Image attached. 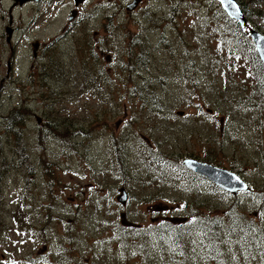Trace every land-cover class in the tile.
<instances>
[{
    "label": "rangeland",
    "instance_id": "rangeland-1",
    "mask_svg": "<svg viewBox=\"0 0 264 264\" xmlns=\"http://www.w3.org/2000/svg\"><path fill=\"white\" fill-rule=\"evenodd\" d=\"M240 1L247 37L216 0H0V264H264V72L247 42L264 1ZM187 158L251 191L191 178Z\"/></svg>",
    "mask_w": 264,
    "mask_h": 264
},
{
    "label": "water",
    "instance_id": "water-1",
    "mask_svg": "<svg viewBox=\"0 0 264 264\" xmlns=\"http://www.w3.org/2000/svg\"><path fill=\"white\" fill-rule=\"evenodd\" d=\"M33 1L40 0H15V2H19L20 5ZM84 1L86 0H75V3L79 5ZM216 1L230 19L236 21L242 29L248 28L247 18L242 13L239 3L236 0H231V2H229V0ZM138 2L139 0H134V2L128 6V9L133 10L137 6ZM12 32L13 30L11 28L7 29V33L9 35L8 41L11 38ZM248 33L256 48L257 54L264 65V34L254 29H250ZM182 165L187 170L210 180L212 183L233 196L238 193H247L251 190L249 184L235 172L216 167L212 164L194 158L185 159L182 162ZM118 201L123 205L126 204L127 194L125 191H123L122 195L118 197Z\"/></svg>",
    "mask_w": 264,
    "mask_h": 264
},
{
    "label": "trees",
    "instance_id": "trees-1",
    "mask_svg": "<svg viewBox=\"0 0 264 264\" xmlns=\"http://www.w3.org/2000/svg\"><path fill=\"white\" fill-rule=\"evenodd\" d=\"M236 1L239 3L240 8L242 9L243 13L246 15V10H245V7L243 6V3L240 0H236ZM261 1H264V0H261ZM218 8L223 13V10L221 9V7L218 6ZM237 34H239V35H241L243 37H247L248 36L247 33L243 29H241V28L238 29ZM247 42L250 44V46L255 51V48H254V45L252 44V42L249 41V40H247ZM255 59L257 61V65H258L259 70L261 72H264V65L262 64L261 60L259 59V56H258L257 53L255 54ZM40 76H39V78H40ZM6 119H7V130L8 131H11V132H8V133H10L12 136H14V138L19 143H21L23 141V139H24V130H25L26 119H27L26 108L25 107L15 108L13 110V112L9 116H7ZM119 149L116 148V156L121 161V158H120V155H119ZM122 165H124V161L122 162ZM187 172H189V171H187ZM2 173L3 172H0V184L2 183V181L6 177ZM189 173L191 174L190 175L191 178H198L199 177L198 175H196V174H194L192 172H189Z\"/></svg>",
    "mask_w": 264,
    "mask_h": 264
},
{
    "label": "flooded vegetation",
    "instance_id": "flooded-vegetation-1",
    "mask_svg": "<svg viewBox=\"0 0 264 264\" xmlns=\"http://www.w3.org/2000/svg\"><path fill=\"white\" fill-rule=\"evenodd\" d=\"M44 0H40L39 2H37V3H41V2H43ZM80 5H76V7H79ZM74 15L73 16H71V18H70V21H72V20H75L76 19V14L75 13H73ZM9 28H12V30H13V32L12 33H15V32H17V31H19V28L18 27H16V28H13V20H11V23H9ZM8 29V27H6V30ZM5 30V31H6ZM43 50V48H42V46L41 45H39V44H35V50H34V55L36 56V57H38L39 56V53H41V51Z\"/></svg>",
    "mask_w": 264,
    "mask_h": 264
},
{
    "label": "bare ground",
    "instance_id": "bare-ground-1",
    "mask_svg": "<svg viewBox=\"0 0 264 264\" xmlns=\"http://www.w3.org/2000/svg\"><path fill=\"white\" fill-rule=\"evenodd\" d=\"M240 6V5H239ZM241 9V8H240ZM241 11H242V9H241ZM242 13H243V11H242ZM244 14V13H243ZM245 15V14H244ZM246 16V15H245Z\"/></svg>",
    "mask_w": 264,
    "mask_h": 264
},
{
    "label": "snow or ice",
    "instance_id": "snow-or-ice-1",
    "mask_svg": "<svg viewBox=\"0 0 264 264\" xmlns=\"http://www.w3.org/2000/svg\"><path fill=\"white\" fill-rule=\"evenodd\" d=\"M229 2H231V0H229Z\"/></svg>",
    "mask_w": 264,
    "mask_h": 264
}]
</instances>
